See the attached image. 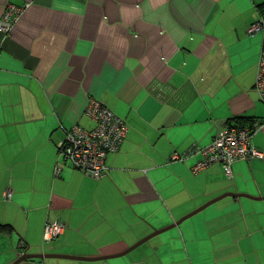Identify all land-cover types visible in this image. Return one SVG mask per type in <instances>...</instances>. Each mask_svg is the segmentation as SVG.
Returning <instances> with one entry per match:
<instances>
[{"label":"crops","instance_id":"1","mask_svg":"<svg viewBox=\"0 0 264 264\" xmlns=\"http://www.w3.org/2000/svg\"><path fill=\"white\" fill-rule=\"evenodd\" d=\"M263 5L0 0V19L22 8L0 33V264H264V157L234 162L230 178L217 163L193 172L236 118L259 125L250 144L264 156L262 35L247 33ZM91 99L127 127L99 179L57 154L72 127L93 128ZM48 221L65 226L50 244Z\"/></svg>","mask_w":264,"mask_h":264},{"label":"built area","instance_id":"2","mask_svg":"<svg viewBox=\"0 0 264 264\" xmlns=\"http://www.w3.org/2000/svg\"><path fill=\"white\" fill-rule=\"evenodd\" d=\"M264 10V6L261 8ZM22 12V8L8 6L0 19V33L8 35L15 20ZM248 34H261L262 44L259 53L254 89L264 104V21L260 18L248 27ZM85 115L93 123L91 130H84L78 126L72 127L65 134V138L57 145L59 160L68 163L73 169L99 179L106 173L105 159L108 154L119 150L127 134L124 122L109 111L102 103L95 99L89 100ZM259 125L252 128L235 124H227L216 135L212 143L200 151L202 160L193 167L197 173L212 164H219L223 174L231 177L232 164L248 159H263V154L250 144L252 133ZM174 160L178 156H172ZM60 170L57 167L56 173ZM11 198L10 190L4 194V199ZM64 224L60 221H48L44 226L43 241L53 243L63 232Z\"/></svg>","mask_w":264,"mask_h":264},{"label":"water","instance_id":"3","mask_svg":"<svg viewBox=\"0 0 264 264\" xmlns=\"http://www.w3.org/2000/svg\"><path fill=\"white\" fill-rule=\"evenodd\" d=\"M234 194L228 193L225 194L223 196H220L214 200H212L211 202H209L206 206H204L203 208L207 207L208 205H211L225 197H233ZM203 208L196 210L195 212H193L192 214H190L189 216H192L196 213H198L199 211H201ZM187 216V217H189ZM186 217V218H187ZM163 232V231H162ZM161 232H154V234L152 236L147 237L146 239L140 241L138 244H136L132 249L138 247L141 244H144L145 242H147L150 238H152L155 235L160 234ZM21 249H23L21 247ZM47 258H62V259H76V260H84V261H93V260H101L102 258H73V257H67V256H59V255H28V254H23L21 257H19L13 264H19L20 262L24 261V260H28V259H47Z\"/></svg>","mask_w":264,"mask_h":264},{"label":"trees","instance_id":"4","mask_svg":"<svg viewBox=\"0 0 264 264\" xmlns=\"http://www.w3.org/2000/svg\"><path fill=\"white\" fill-rule=\"evenodd\" d=\"M264 6V5H263ZM263 6H260V10L261 11H264V10H262L261 8L263 7ZM260 18L263 20V18L260 16ZM264 21V20H263ZM241 120H244V119H241V118H236V121H235V125H240V126H245L242 122H241ZM230 125H231V123H229ZM248 127V126H247ZM248 128H252L251 126H249ZM8 229V226H3V225H0V231H4V230H7Z\"/></svg>","mask_w":264,"mask_h":264},{"label":"rangeland","instance_id":"5","mask_svg":"<svg viewBox=\"0 0 264 264\" xmlns=\"http://www.w3.org/2000/svg\"><path fill=\"white\" fill-rule=\"evenodd\" d=\"M45 243V242H44ZM46 244H48V243H46ZM47 246V245H46Z\"/></svg>","mask_w":264,"mask_h":264}]
</instances>
